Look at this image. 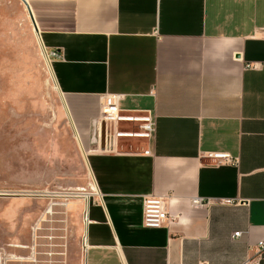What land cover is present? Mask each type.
<instances>
[{"label":"crops","instance_id":"0c3cea01","mask_svg":"<svg viewBox=\"0 0 264 264\" xmlns=\"http://www.w3.org/2000/svg\"><path fill=\"white\" fill-rule=\"evenodd\" d=\"M25 1L39 41L60 54L53 75L96 184L85 264L253 257L264 238V0ZM106 95L120 96L126 115L151 114L154 138L129 135L100 151ZM207 152L239 162L216 164ZM148 195L166 199L171 217L159 228L143 224Z\"/></svg>","mask_w":264,"mask_h":264},{"label":"rangeland","instance_id":"374dc122","mask_svg":"<svg viewBox=\"0 0 264 264\" xmlns=\"http://www.w3.org/2000/svg\"><path fill=\"white\" fill-rule=\"evenodd\" d=\"M28 12L0 0V264H85L96 184Z\"/></svg>","mask_w":264,"mask_h":264},{"label":"built area","instance_id":"2783aa9c","mask_svg":"<svg viewBox=\"0 0 264 264\" xmlns=\"http://www.w3.org/2000/svg\"><path fill=\"white\" fill-rule=\"evenodd\" d=\"M50 60L59 57L57 50H46ZM248 67L258 68L259 64L249 63ZM120 96L106 95L101 102V131L99 150L106 152L117 151V140L121 137L136 135L152 140L156 131V122L151 114L140 116L126 115L119 108ZM137 120L136 130L132 131L124 126V122ZM149 153V151H146ZM205 157L212 159L216 164H237L238 157L232 156L229 152H207ZM208 202L204 198H195L194 205H204ZM167 211L166 199L163 196L148 195L143 204V224L146 227L159 228L170 220ZM241 232H235L234 236H240ZM264 251V238L258 242L256 253L248 258L244 264H259Z\"/></svg>","mask_w":264,"mask_h":264},{"label":"water","instance_id":"95a60500","mask_svg":"<svg viewBox=\"0 0 264 264\" xmlns=\"http://www.w3.org/2000/svg\"><path fill=\"white\" fill-rule=\"evenodd\" d=\"M24 2H25L26 7H27V9H28V12H29L30 18H31V20H32V23H33V25H34V28H35V30L37 31V26H36V24H35V21H34V18H33L32 12H31V10H30V8H29V5H28V3H27L25 0H24ZM0 195L2 196V195H8V194H6V193H0Z\"/></svg>","mask_w":264,"mask_h":264}]
</instances>
